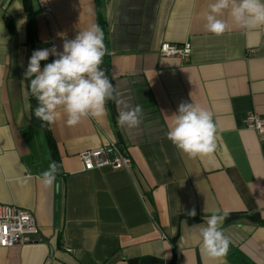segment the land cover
<instances>
[{
    "label": "crops",
    "instance_id": "0c3cea01",
    "mask_svg": "<svg viewBox=\"0 0 264 264\" xmlns=\"http://www.w3.org/2000/svg\"><path fill=\"white\" fill-rule=\"evenodd\" d=\"M212 2L0 0V204L30 210L40 229L37 242L0 246V264H264V137L242 122L264 115V26H237L226 13L229 30L216 36L205 28ZM92 24L103 29L121 103L75 126L59 112L52 148L24 72L35 50L62 52ZM164 41H188V59L162 56ZM182 102L212 114L213 154L189 158L168 140ZM136 105L142 123L118 126ZM109 141L126 150L129 169L84 170L79 154ZM51 161L60 171L46 187ZM214 212L227 213L220 258L201 250Z\"/></svg>",
    "mask_w": 264,
    "mask_h": 264
},
{
    "label": "clouds",
    "instance_id": "9594fccd",
    "mask_svg": "<svg viewBox=\"0 0 264 264\" xmlns=\"http://www.w3.org/2000/svg\"><path fill=\"white\" fill-rule=\"evenodd\" d=\"M226 13L237 26L249 29L264 26V0H213L205 13L206 30L216 36L229 30V23L221 19ZM106 53L104 32L98 24L79 31L74 39H65L62 52L55 47L33 52L24 78L29 81L30 94L37 101L34 116L42 126L55 123L61 111L67 116V125L75 126L82 118L105 115L109 101L121 103L112 80L101 68ZM50 55L56 58L42 68L41 61H47ZM25 107L32 108L31 104ZM142 118L143 108L136 105L121 111L117 124L122 128H136ZM215 132L210 112L194 103L182 102L166 135L189 158H201L214 153ZM59 171L60 165L51 161L41 173L46 187L53 186ZM188 215L195 217V209ZM226 216L227 213L214 212L205 218L206 226L201 229V250L211 258L226 256L228 252L229 240L221 228Z\"/></svg>",
    "mask_w": 264,
    "mask_h": 264
},
{
    "label": "built area",
    "instance_id": "2783aa9c",
    "mask_svg": "<svg viewBox=\"0 0 264 264\" xmlns=\"http://www.w3.org/2000/svg\"><path fill=\"white\" fill-rule=\"evenodd\" d=\"M45 11H50L47 6H42ZM191 46L188 41L180 44L162 42L158 52L162 56L178 57L182 61L188 59ZM108 56V53H106ZM104 70V66L101 65ZM243 124L264 137V115L258 113L246 114L242 119ZM84 170H92L100 167H108L114 170L129 169L131 159L126 150L116 141L93 149L84 150L79 154ZM40 229L35 217L28 209L14 204H0V246L11 247L37 242L40 237Z\"/></svg>",
    "mask_w": 264,
    "mask_h": 264
},
{
    "label": "trees",
    "instance_id": "16d2710c",
    "mask_svg": "<svg viewBox=\"0 0 264 264\" xmlns=\"http://www.w3.org/2000/svg\"><path fill=\"white\" fill-rule=\"evenodd\" d=\"M108 59H109L108 56L105 55V57L103 59V64H102L104 66V71L106 72V74H107V67H108V64H109ZM44 126H45L44 130H45L47 141L50 144V146L53 148L54 147V140L52 139V136H51V133H50V129H49L47 124H44Z\"/></svg>",
    "mask_w": 264,
    "mask_h": 264
}]
</instances>
